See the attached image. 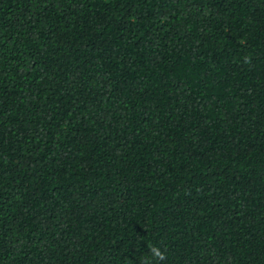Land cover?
I'll return each mask as SVG.
<instances>
[{"label":"trees","instance_id":"16d2710c","mask_svg":"<svg viewBox=\"0 0 264 264\" xmlns=\"http://www.w3.org/2000/svg\"><path fill=\"white\" fill-rule=\"evenodd\" d=\"M0 264H264V0H0Z\"/></svg>","mask_w":264,"mask_h":264}]
</instances>
